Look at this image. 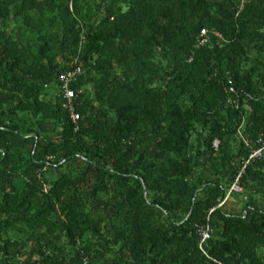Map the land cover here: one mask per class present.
Here are the masks:
<instances>
[{
    "label": "trees",
    "instance_id": "trees-1",
    "mask_svg": "<svg viewBox=\"0 0 264 264\" xmlns=\"http://www.w3.org/2000/svg\"><path fill=\"white\" fill-rule=\"evenodd\" d=\"M258 147L264 0H0V264H264Z\"/></svg>",
    "mask_w": 264,
    "mask_h": 264
},
{
    "label": "built area",
    "instance_id": "built-area-1",
    "mask_svg": "<svg viewBox=\"0 0 264 264\" xmlns=\"http://www.w3.org/2000/svg\"><path fill=\"white\" fill-rule=\"evenodd\" d=\"M205 33H206L205 30H201L200 35L204 36ZM203 42H204V40H202V41L200 40V44H202ZM79 72H80V69L77 68V73H79ZM73 77H74V72H68L66 74H61L59 76V82L62 83L61 88L63 90V98L66 100V104H64V107L69 110V119L73 123L76 124V122L79 119V115L77 114V112H75V108L72 105V100H73V97H75V96L73 95V93L70 90L66 89L68 83L73 79ZM257 143H259V141H257ZM246 144H247V142H246ZM217 145H218V141L214 143V147L216 148ZM263 150H264V147H262V148L258 147V148L252 149L251 153L249 154L248 159L252 160V159L260 158L262 156ZM231 190L240 191V189L238 188V186L236 184L232 185ZM209 235H210V232H209L208 227L202 228L199 231V237H200L201 243L204 242L205 240H207L209 238Z\"/></svg>",
    "mask_w": 264,
    "mask_h": 264
},
{
    "label": "bare ground",
    "instance_id": "bare-ground-1",
    "mask_svg": "<svg viewBox=\"0 0 264 264\" xmlns=\"http://www.w3.org/2000/svg\"><path fill=\"white\" fill-rule=\"evenodd\" d=\"M232 187V186H231ZM232 191V190H231Z\"/></svg>",
    "mask_w": 264,
    "mask_h": 264
}]
</instances>
